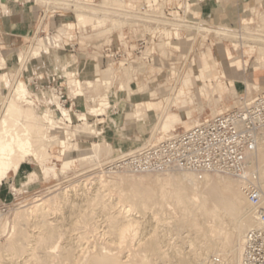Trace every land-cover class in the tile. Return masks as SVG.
I'll use <instances>...</instances> for the list:
<instances>
[{"label": "rangeland", "instance_id": "rangeland-1", "mask_svg": "<svg viewBox=\"0 0 264 264\" xmlns=\"http://www.w3.org/2000/svg\"><path fill=\"white\" fill-rule=\"evenodd\" d=\"M40 3L42 2L37 0H18V4L22 6V11L26 16L24 20H22L21 15L18 13L6 16L2 9H0V57L4 59L5 62L3 64L5 66L0 69V74L6 72L8 73L7 77L9 76L7 81H4V79L0 82L2 88L1 98L3 100L6 99L5 101L2 99L0 101V120L6 115V108H8V104L13 96L16 82L21 80L28 85V91L39 98V104H35L38 108L46 107L45 99L42 98V90L44 89L50 90L49 92L59 99L57 101L60 102L59 104L61 106L62 95H64L65 98L66 96L69 98L65 109L71 112L72 120L64 122L67 127L70 126L68 127L69 130L83 125V121L78 120L73 114H86L90 118L89 123L94 127L93 129H101L100 135H91L90 138L74 137L75 139L71 138V141H69L70 144L79 143V146H82L92 143H103L104 140L109 148L106 146L108 151L100 154L99 157L92 156L84 161H74L67 170L65 169L62 171V162L58 160L57 157L58 151L61 150V148L57 142H52L47 147V153L51 155L48 159V164L55 165V172L45 176L43 173L39 174L38 172V177H36L33 182H28L29 180L25 178L21 179V176L16 177L15 183L18 187L21 182L17 191L16 188L13 190V187L8 184L0 192V214L7 215L9 222L12 223L17 209L21 211L30 207V205L32 206L35 200L41 199L44 201L47 199L48 203L51 202L52 204V209H50L51 213L48 212V214L50 213L48 215L49 219H52L51 221L56 220L63 225L64 229H69V234L71 235L68 236L74 249H76V251L74 250L76 256L77 254L80 255L79 253H81L82 250L87 249L89 253L92 252V254H94V252L95 254L99 252L98 254L103 253V255H108L109 253L108 256H112L116 253L114 256L119 258L122 262L133 261L136 264H141L149 260L152 261L151 264H162L165 261L160 257L167 254V256L171 257V261L168 263L165 262L164 264H173V250L170 246H173L175 243L180 245L182 255L189 254L191 248L184 242L185 236L187 235L186 230L178 232L179 228H176L178 214L176 212L173 214L172 207L167 205L164 209H160L153 205L143 210L138 208H127L129 205L124 204L125 202H122V204L118 202L117 205V195L113 191H106L107 188H103L100 186L101 184L97 182L105 177L109 180L111 177L110 172H112V175L116 174L129 177L140 175L125 174V172L115 169L112 165L121 155L130 153L143 145H147L146 139H148L149 135L152 136L153 133L156 135L157 131H154L153 126L156 123L159 108L148 111L146 110L148 109L147 106L153 103L157 105V107H162L166 104L164 101L165 98L171 97L175 98L174 100L176 103L180 98L176 96L180 81L191 71L197 74L203 73V59L219 60L218 49L225 50L233 56L235 61L232 62V65L236 64L237 67L240 66L238 60L243 62L244 81L240 83L239 87L235 85V88L231 89L230 92L221 99H218V94L213 96L207 94V99H202L201 101L196 100L195 103L199 102L200 105H195L198 107V110L193 111V118L195 119L193 124L196 122L199 123L204 118L217 115L221 110L226 111V109H233L246 98L264 93V56L262 55L264 42L256 41V39H260V36L264 37V0H218V3L214 2L208 5L196 6H192L187 0H93L89 6L94 8L96 12L95 14L90 13L89 18L94 19L88 21L85 26L78 25L74 14L75 7L65 8L61 11L62 14H60L59 17L51 19L48 11L52 8L53 0H50L48 3ZM187 4L191 6V8L188 7ZM6 8L8 12H6V10L5 12L10 14L11 9L9 3H7ZM203 13L207 14L204 15ZM251 18L253 20H250ZM243 19H249L247 22H252V24L249 26H247L248 23L243 24ZM166 21H168V24H166ZM65 22L69 23L70 27H61ZM163 22L165 23L163 24ZM226 22L230 23L229 29L232 31L231 33L234 34L236 32L240 35L242 34V38L235 33L234 35L238 36V39L234 37L232 38L233 41L231 38L215 35L213 32L205 35L204 32L196 30L197 27L218 29L219 26L225 27ZM93 26L97 27L93 28ZM243 26L247 27L246 30L243 29ZM121 27L125 30L126 39L124 41H118L120 36L118 29ZM258 27L262 28V31L259 30ZM235 30H238V32ZM245 33L247 35H245ZM51 36H54V38L56 37V40L61 43L59 49L65 51L69 56L68 71L70 74L72 73L70 82L63 76L51 73L47 68L41 69L35 67L32 65V60L28 59L31 49L37 44V40L46 39V37ZM253 40L255 41L253 42ZM115 41L117 45L114 44ZM219 41L225 43L223 47H218V45L215 44ZM231 43L237 45V50L233 48ZM245 47L248 49L244 51ZM11 49H18L26 54L27 58H24L27 61L23 59L24 61L22 62H24L23 65L25 64L24 67H27V69L24 70L22 67L18 71V67H16V69L11 71L4 54ZM257 59L259 60L258 65L255 64ZM245 61L247 62L246 64ZM253 67L259 68L260 73L255 76H250L253 73ZM214 70L215 67L211 66V76L216 75L217 77L225 79V77H223L224 70L222 68L219 67L216 68V71ZM231 70L236 75V69L233 70V67H231ZM105 76L106 78L108 77V79H106ZM204 78L206 82L209 81L208 73L205 74ZM105 82H108L110 86L108 83L106 85ZM229 84L233 85V81H230ZM199 85L198 83L197 87H199ZM78 86H80L79 88H81L80 90L83 92L79 97L75 96L76 92L79 91ZM254 87L257 88L254 89ZM107 88L109 91H107ZM114 90L116 94H114ZM155 92L157 93L156 96ZM105 94H107L108 97ZM147 95L152 97L147 98ZM100 102L106 105L102 108L104 111L102 113L99 111V116L89 114L88 108L94 106L99 109ZM131 105L134 106L135 110H141L139 115H143L141 116L142 118L150 121L146 124L147 126L145 127L147 130L144 133L135 134V136L138 137L137 139L140 140L139 146L130 145L134 135L122 136L120 133L116 132V130L124 128L125 124L128 125L136 120L137 116L129 112V106ZM168 106H170V103ZM49 107L51 110L56 108L53 104H50ZM171 109L172 112L177 111L175 107ZM56 114V120L58 118H63L60 112L57 111ZM125 114H129L128 116H130L132 120H128L130 118ZM110 118L119 120V122L115 123L114 120H110ZM96 120L98 122H96ZM173 128H176V133L186 130V127L183 126H175ZM158 133L157 140H150L153 142L149 144L164 139L166 136H169L172 131L166 134L161 132ZM55 136L60 138L61 134H55ZM26 157V171H37L39 163L34 158L32 159L30 154H28V156L26 155ZM27 159H31L30 162H28ZM106 174H108V176H106ZM210 174L214 176V173ZM9 176L10 178H14L12 172ZM96 187L99 191L102 190V194L108 196H106L107 203L112 206L109 212L113 213V216L118 214V217L117 215L115 216L118 221L121 220L123 223H126L130 218L136 221L139 220L137 234L133 241H131L133 247L129 246L128 243H124L123 247L125 250H120V253H118L117 249L119 248L117 247L119 246V242L117 239L115 240L116 237L109 232L107 216L99 210L100 208L98 205L93 204V201H91L95 199L93 197L96 195L95 192L98 191ZM99 191L98 193H100ZM50 198H53L54 201H51L53 199ZM54 202H58L56 207L53 205ZM87 202L92 204L89 205ZM125 211L127 212V214L125 213L126 218L131 216L128 220L121 217L125 215ZM86 213L91 215L90 221L93 225L91 229L92 231L96 229L94 232L91 231L90 227H87L90 231L88 230L89 232L82 233L86 232L87 229L84 228L86 225H82L80 219ZM122 218L126 219V221L124 219L123 221ZM227 220V225L229 224L230 227H228L231 228L232 222L230 223V218ZM73 223H78V225H74ZM120 225L123 226L122 223H120ZM73 229L75 231H73ZM245 231L246 230H244L243 235ZM154 232L155 237H157L162 247L160 256L158 255L160 259L154 254L149 255L148 259L142 256L146 261L142 260L143 258L139 256L138 258L142 260L140 262H138V258L136 260L129 258L128 247H131V249L135 251H141V249H144L147 242L150 241ZM166 234L168 236H166ZM9 235L0 234V264H21V257L25 255L22 256L18 248L22 245V241L18 240V246V242H15L17 238L12 236L15 240L11 237L9 241ZM83 235L84 237H82ZM243 235L240 237V240H238L239 245L241 244ZM71 236L72 238H70ZM79 236H81V238H79ZM216 237L217 236L213 237V239ZM152 238L154 239V237ZM113 239L114 244L112 242ZM62 241L60 242V246L66 243V239ZM106 242L108 244L110 243V246L112 245L110 250ZM197 242L200 243V240L196 239V244ZM115 243H118V246L115 245ZM104 244H106L107 247L106 245L104 246ZM141 246L143 248H141ZM8 247L11 250H8ZM78 247L81 248L80 252H78ZM113 248L117 249L112 251ZM104 249H107L108 253L105 254L104 252H106V250ZM100 251L102 252L100 253ZM19 253L20 255H18Z\"/></svg>", "mask_w": 264, "mask_h": 264}, {"label": "bare ground", "instance_id": "bare-ground-1", "mask_svg": "<svg viewBox=\"0 0 264 264\" xmlns=\"http://www.w3.org/2000/svg\"><path fill=\"white\" fill-rule=\"evenodd\" d=\"M37 1L42 3H48L50 0H37ZM215 1L216 0H207L201 3L200 5H208L214 3ZM91 2H93V0H81V2L75 4L74 14L78 22V25L85 26L88 23V21L94 19V18H89L90 13L95 14L96 12L94 8H91L89 6L91 5L90 4ZM7 3H9V7L11 9L10 14L6 13L8 12L6 8ZM187 6L191 8V6H189L188 4ZM0 9H2V11L6 16L12 15L17 12L20 15H22V19L26 18L25 14L22 11V6L18 4V0H0ZM168 21H166V24H168ZM164 23L165 22H163V24ZM245 26H243L244 27L243 29L246 30L247 27ZM61 27L68 28L70 27V24L65 22ZM96 27L97 26H93V28ZM219 27L218 29L197 27L196 30L204 32L205 35H208L209 33L213 32L215 33V35H221L223 37H227L231 39L236 37L238 39V36H236L238 33L235 32L236 35H234L235 34L234 32H233L234 34L231 33L232 31H230L229 29L230 25L225 24V27L224 26L220 28ZM235 31L238 32V30ZM248 32L251 33L250 31ZM245 35L247 34L245 33ZM240 37L242 38V34L240 35ZM262 37L260 36V39L257 37L258 39H256V41L258 40V42L259 41L264 42V37L263 38ZM53 40H56V37L53 39H51V37H46V39L43 38L40 40L38 39L36 42L37 43L36 46L31 49L28 59L32 60L33 63L32 65H34L35 67L41 69L47 68L50 70L51 73L53 74L55 73L58 76H63L67 81L70 82L72 73L70 74V72L68 71L69 56L65 53V51L56 48L55 42H52ZM254 41L255 40H253V42ZM247 49H248L247 47L244 48V50ZM4 54L5 57L7 58V62L9 64L11 71L16 69V67H18V71L22 67L24 70L27 69V67H24L25 64L23 65L24 62H22L24 61L23 59H25L24 57H26V54L23 53L22 51L18 49L16 50L11 49L9 52H6ZM262 55L264 56V48H262ZM219 59L222 60V63H225V61L233 60V57L229 53L222 52L219 55ZM25 61L27 60L25 59ZM258 61H259L258 59L255 61L256 65L259 64ZM4 63H5L4 59L0 57V69H2L3 66H5L3 65ZM235 69H236V75L240 76L239 66L236 67V64L233 70ZM7 75L8 73L6 72L1 73L0 82L1 80L3 81L4 79H5L4 81H7V78L9 77V76L7 77ZM106 79H108V77ZM107 83L105 82L106 85ZM79 87L80 86H78V88ZM209 88H211L212 91L215 90L220 91L221 89L224 90L225 86L221 82H217L216 86H213L211 82H208V92H209ZM80 89L81 88H79V91L76 92L75 96L77 97L81 96L80 94H82L83 92ZM49 91L50 90L47 89L42 90V98L45 99L46 107L38 108V106H35V104L36 105L39 104L40 102L39 98H37L36 95L28 91V85L26 83L22 82L21 80H18L16 82V87L13 92V96L8 104L9 106L7 105L8 108H6L7 109L5 112L6 115L5 116L3 115L4 117L1 118L0 120V192L8 184L11 187H13V190H15L14 188H16L17 191V188L20 187L21 182L19 183V187H18L15 183L16 177L21 176V179L25 178L29 180L28 182L30 181L33 182V180L36 177H38V172L39 174L43 173L44 176L48 175L49 173H54L56 167L54 164L51 165L48 164L49 162L48 159L51 157V155L47 153L48 152L47 147L52 142L54 143L57 142L59 144V147L61 148V150L58 151L57 157L58 160L62 162L61 164L62 171H64L65 169L67 170V168H69V166H71V164L74 161H84L92 156L99 157L100 154L104 152L106 153L108 151L107 147L109 148V146L106 145L107 143L104 140L103 143L99 142L97 144L92 143L82 146H79V143H75L73 145L70 144L69 141H71V138L74 137L90 138L91 135H100L101 129L100 128L93 129L94 127L89 123L90 118L86 114H82V115L73 114L78 120L83 121V125L81 127L77 126L78 128H74L73 130H69L68 127L70 126L67 127L64 122L72 120L71 112L63 108V106L59 104L60 102L57 101L59 99L56 98ZM107 91H109L108 88ZM115 92L116 91L114 90V94H116ZM1 95H2V88L0 84V101L2 99ZM105 95L107 96V94ZM174 99H175L174 97L165 98L164 101L166 104L162 107L159 106L157 107V105L153 103L147 106L148 109L146 110L148 111L152 109L155 110L158 108L159 111L157 112L156 123L153 126L154 131H157V133L156 135L154 133L152 136L149 135L148 139H146L147 140L146 144L153 142L150 140H157V135L159 134L158 132L166 134L172 131V133L173 132L176 133L175 132L176 129L175 130L171 129L172 124L178 121V117L172 114V109H171L176 104ZM5 100L6 99H4L3 101ZM102 102H100L99 109H97L94 106H90L88 108V113L99 116L100 114L98 112L100 111L102 113L104 111V109L102 108L106 106ZM168 102L170 103V106H168L169 105ZM50 104L55 105L56 108L55 109L53 108L54 110H51L49 107ZM129 108H130L129 112L137 116L136 120L128 125L125 124L124 128H122L121 130H116V132L120 133L122 136L134 135V138L130 143V145L139 146L140 140L137 139L138 137H136L135 134L144 133L147 130L145 126H147L146 124L150 121L145 120V118H142L141 116L143 115L141 116L139 115L141 113V110H135L133 105L129 106ZM57 111L62 114L63 118H58L57 120L55 119V114ZM125 115L128 118H130V116H128L129 114H125ZM110 120H114L115 123L119 122V120H116L114 118H110ZM128 120L131 121L132 118ZM96 122L98 121L96 120ZM197 123L193 125L188 124L186 130L190 129L192 126L196 125ZM59 133L61 134L60 138L55 136V134L57 135ZM172 133L169 136H171ZM169 136H166L165 138ZM158 141H154V142H158ZM28 154L32 156V159L34 158L39 163V166H37V171H26L25 157L26 155L28 156ZM27 160L28 162H30L31 159L30 160L27 159ZM251 163L252 166L255 167L257 170L258 173L257 183L264 193V134L261 135L259 139L258 150L257 153L251 158ZM11 172L14 174V178H10L9 174ZM110 173H111V177L109 180L108 178L106 179L105 177L104 179L101 178V180L97 183L101 184L100 186H102L103 188H107L106 191L108 192L113 191L117 195L116 198L118 199L117 205L118 202H121V204L122 202H125L124 204L129 205L127 206V208H131V209L138 208L143 210L146 209L147 207L150 208V206L153 205H155L157 208L164 209L168 205L172 207L173 214L174 212L178 214L176 228H179L178 232H180L181 230H186L187 237L185 236L184 242L187 243L188 246L191 248V252L189 254L182 255L180 245H178L177 243H175L174 245L171 244L173 245L170 246V248H172L173 250V255H172V260H174L173 264H209L210 258L212 256H219L222 260V264H239L241 257L242 241L241 244L239 245L238 240H240V237L243 235L244 230H247L248 228H250L255 224V217L247 201L246 194L243 189L244 186L237 179L233 178L230 175H226V174L223 175L218 173H215L214 176L208 173L202 179H198L194 174L190 172H168L164 174L146 173V174H140L139 176H130L133 178H130L129 176H120L116 174L112 175V172ZM106 176H108V174H106ZM96 189L98 190L97 187ZM98 191L95 192L96 195L93 197L95 199L91 201H93V204L98 205L100 208L99 210H101V212L107 216L108 228L110 230L109 232H111V235L113 234L116 237L114 238L115 240L116 239L118 240L120 246V247L118 246V243H115V245H117L118 246L117 248L119 249L113 248L112 251L117 249L118 253H120V250H125V248L123 247L124 243H128L129 246H132L131 241H133L134 237L137 234V229H138L137 225L139 220L138 221H136L135 219L133 220L132 218H130L131 217L130 215H129L130 217L126 218L127 212L125 211L124 214L125 213L126 214L121 217H124L127 220L128 218L130 219L126 223L124 222L125 225L121 220L118 221L117 219L118 214H115V216L117 215V217H115L112 215L113 213L109 212L112 206L109 203H107L106 200L107 195L102 194L101 193L102 190L99 191L100 193H98ZM129 191L131 192V194ZM51 201H54V199ZM58 202H54L53 205L56 207V205H58ZM49 204L51 205V207ZM50 209H52L51 202L48 203L47 199L44 201L38 199L33 201V205L32 206L30 205V207L28 208H25L21 211L20 209L19 210L17 209L12 223L9 222L7 215L5 216L0 214V234L9 235L11 231L10 235L8 236L9 241L12 236L17 238L15 242H18V240L22 241L21 246H19V242H18V246H19L18 251L22 253V256L25 255L21 257L22 258V260L20 261L22 262L21 264H136L133 261L122 262L121 260H119V258L114 256L116 253L112 256H108L109 255L107 251L108 248L104 249L106 250V252L104 253L105 254L108 253V255H103V253H101L102 251H100L102 255L98 254L99 252L96 254L94 252V254H92L91 251H90L91 253H89L87 249H84L82 250L81 253H79L80 255L77 254L76 256L74 254V250L76 251V249H74L73 244L70 242L68 236L71 235L69 234V229L67 228L64 229L61 223H58L56 220L51 221L52 219L51 220L49 219L48 215L51 213ZM48 212L50 213L48 214ZM90 216H91L90 214L88 215L86 213L80 219L82 225L83 224L86 225L84 227L86 229L87 227H90V229L93 228V225L90 221ZM124 218H122V220ZM228 218H230L231 220L230 223L232 222L231 228H229L230 227L229 224L227 225ZM126 219L124 220L126 221ZM120 223H122L123 226H121ZM76 224L78 225V223ZM90 229L88 228L86 232H82V233H87V231L88 230L90 231ZM95 230L96 229H94V231ZM73 231L75 230L73 229ZM166 236L168 235L166 234ZM215 236L217 237L213 239V237ZM82 237H84V235ZM152 237H154V239ZM70 238H72V236ZM79 238H81V236H79ZM63 239L64 241L66 239V243L65 244L63 243L64 245L62 244L63 246H60V242ZM196 239L200 240V243H198L199 241L197 242V244L199 245L196 244ZM13 240L15 239L13 238ZM113 241L114 239L112 240V242ZM106 244L109 245L110 243L108 244L106 242ZM106 244H104V246ZM160 244L157 240V237H155V232H154L153 235L151 236L150 241H148L147 244L144 246V249H141L143 248L141 246L140 248L141 251L138 250L135 251L131 249V247H128L129 248L128 257L134 260H136L139 256L141 258L144 257L148 259L149 255L151 254H154L158 257V255L160 256V251L162 249ZM111 246L110 245L108 246L110 247L109 250L111 249ZM9 247L8 250L10 249ZM78 248H79L78 252H80L81 248L80 247ZM18 255H20V253ZM144 258L142 260H144ZM160 258H163L162 260H164L167 263L171 261V257L167 256V254H164ZM140 259L138 258V262L142 261ZM144 261H146V259ZM142 263L151 264L152 261L147 260V262H142Z\"/></svg>", "mask_w": 264, "mask_h": 264}, {"label": "built area", "instance_id": "built-area-1", "mask_svg": "<svg viewBox=\"0 0 264 264\" xmlns=\"http://www.w3.org/2000/svg\"><path fill=\"white\" fill-rule=\"evenodd\" d=\"M53 1L48 11L51 19L59 17L61 11L74 7L81 0ZM187 1L196 6L207 0ZM258 29L262 31V28ZM118 31V41H124V28ZM52 42L56 48L61 45L57 40ZM68 100L62 95L64 108ZM263 134L264 93H260L244 99L233 109L202 119L188 130L124 154L112 166L133 175L190 172L202 179L208 173H218L237 179L244 186L255 217V224L243 236L239 264H264V193L257 183V170L251 163ZM209 264H222V260L219 256H212Z\"/></svg>", "mask_w": 264, "mask_h": 264}, {"label": "crops", "instance_id": "crops-1", "mask_svg": "<svg viewBox=\"0 0 264 264\" xmlns=\"http://www.w3.org/2000/svg\"><path fill=\"white\" fill-rule=\"evenodd\" d=\"M215 3H218V0H216ZM207 13H203V14L205 15ZM21 17H22V15H21ZM22 20H24V19H22ZM248 20L249 19H243V23L247 24ZM250 20H253V19L251 18ZM226 24L230 25L229 22H226ZM206 39H204V40H206ZM227 40H229V39H227ZM215 44H217L218 47H223L225 43H222L219 41ZM232 46H233V48H235V50H237V45L232 43ZM222 52L227 53L225 50L218 49V56ZM237 60H238V58H237ZM232 62H234V58H233V60L225 61V63H222L221 59H219V60H217V59H210V60L203 59V71H204L203 73L197 74V73H194L192 71L187 73V76L183 80L180 81L178 92L176 93V96L178 98L179 97L180 98L176 102V104L173 106L176 108L177 111H173L172 114L178 117V121L176 123L172 124V128L175 126L176 127L177 126L187 127L188 124L193 125V123L195 121V119L193 118V111L198 110L197 106L200 105L199 102L195 103L196 100L201 101L202 99H207V97H208L207 94H209V96H213L215 94H218L219 95L218 99H221L224 95L229 93L231 89H234L235 85L239 87L240 83L242 81H244V77H245L244 76V69H243V62L238 60V62L240 63V66H239L240 76H238V75L236 76L232 72L231 67L234 68V65H235V64L232 65ZM246 63L247 62L245 61V64ZM211 66L215 67L214 71H216V68H219V67L222 68L224 70L223 77H225V79L217 77L216 75L211 76ZM206 73H208V80H209L207 82L205 81V78H204ZM259 73H260L259 68L253 67V73L250 76H255ZM230 81H233V85L229 84ZM208 82H211L213 84V86H216L217 82H221L225 86L226 89L225 88H224V90L221 89L222 91L221 90L220 91H218V90L212 91V89L209 88V92H208ZM198 83L200 84L199 87H197ZM181 84L183 87L181 86ZM256 88L257 87H254V89H256ZM156 95H157V93L155 92V96ZM148 97H152V96L147 95V98ZM195 105H197V106H195ZM226 110H228V109H226ZM221 112H223V111L222 110L219 111V113H221ZM175 129L176 128H173V130H175Z\"/></svg>", "mask_w": 264, "mask_h": 264}]
</instances>
